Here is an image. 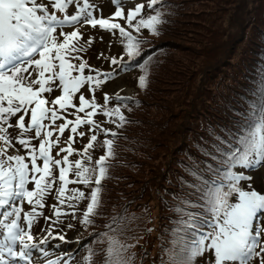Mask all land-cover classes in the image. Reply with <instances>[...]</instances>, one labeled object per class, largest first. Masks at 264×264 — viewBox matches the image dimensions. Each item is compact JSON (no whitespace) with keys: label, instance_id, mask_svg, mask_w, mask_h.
Here are the masks:
<instances>
[{"label":"snow or ice","instance_id":"1","mask_svg":"<svg viewBox=\"0 0 264 264\" xmlns=\"http://www.w3.org/2000/svg\"><path fill=\"white\" fill-rule=\"evenodd\" d=\"M112 2L115 9L105 18L96 0H0V264H41V258L43 264H70L71 254L49 257L59 248L54 241L72 240L54 233L51 225L33 235L39 218H51L44 214L46 205L59 221L67 214L59 205L69 202L75 218V205L70 202L87 199L80 224L86 229L95 222L93 217L101 205V180L107 175L106 158L114 155L113 141H104L106 153L95 161V167L81 159L69 161L76 151L71 144L78 129L89 125L93 134L84 155L91 161L87 148L97 139L94 129L100 128L94 117L98 113L115 117L111 122L118 120L119 126L126 122L121 107H127L123 102L130 97L115 93L117 104L109 108L112 97L105 91L103 104H99L95 93L133 67L143 70L139 84L147 86L149 54L141 45L148 41L129 29L139 32L147 28L158 35V25L164 22L158 10L142 17L143 3L126 10L122 0ZM157 3L148 0V8ZM117 20L126 21L127 27ZM85 26L118 30L123 37V55L105 57L115 66L111 71L93 68L81 55L94 39L89 36L81 43ZM247 103L248 109L237 112L235 124L224 129L225 135L216 136L213 150L205 153L210 162H205L203 170L191 171L195 182L188 186L196 199H185L186 207L177 208L183 216L177 222L180 227L173 229V247L165 249L169 264H195L205 254L207 264H264V189L253 187V175L249 174L264 168V76L257 98ZM66 130L71 133L65 140L67 146L59 148L56 155L66 154L57 159L52 149L58 147ZM102 130L116 135L111 129ZM78 134L85 135L83 131ZM237 167L244 171H236ZM73 168L76 179L70 180ZM70 183L93 186L86 196L78 188L69 190ZM69 191L71 196L66 195ZM53 196L57 203L48 204ZM112 220L117 223L116 217ZM98 235L108 241L103 264H133L136 253H127L134 244H125L107 232ZM94 255L89 246L86 264H92Z\"/></svg>","mask_w":264,"mask_h":264},{"label":"trees","instance_id":"2","mask_svg":"<svg viewBox=\"0 0 264 264\" xmlns=\"http://www.w3.org/2000/svg\"><path fill=\"white\" fill-rule=\"evenodd\" d=\"M162 2L163 10L170 9L173 13L162 17L164 22L158 26L162 44L158 43L159 39L147 37L152 34L150 31L144 32L147 39H141L148 41L141 47L157 59L161 84L149 86L139 114L135 113L119 126L113 139L114 155L106 161L107 175L103 180L115 193L127 186H136L134 196L141 203L145 199H157L156 193L161 190L170 196L175 179L189 184V176L195 182L191 171L203 170L205 162H210L211 158L205 153L213 150L216 136L225 135L224 129L235 124L237 112L248 109L247 101L257 98L264 76V0ZM169 91H175L179 97L170 106L165 104ZM166 111H178L168 118L171 132H181L182 145L175 151L181 152L182 160L177 153L168 155L167 148L159 149L165 143ZM178 116L180 124L171 123L176 120L173 117ZM189 136L192 137L190 142ZM136 156L143 159L133 172H124L131 165L130 159ZM191 157H195L196 165L192 164ZM150 159L155 160L159 171L156 167L145 169ZM179 163L187 171L186 175L175 167ZM128 179L129 183L125 181ZM194 198L191 195L190 199ZM173 199L180 201L177 196ZM129 210L137 215L134 207ZM116 224L118 222L113 225ZM123 236L126 238L127 233ZM106 248L103 246L102 250ZM139 255L136 253L134 262Z\"/></svg>","mask_w":264,"mask_h":264},{"label":"rangeland","instance_id":"3","mask_svg":"<svg viewBox=\"0 0 264 264\" xmlns=\"http://www.w3.org/2000/svg\"><path fill=\"white\" fill-rule=\"evenodd\" d=\"M141 1H145V0H126V1L122 0V5L127 10L129 7ZM203 1L205 0H200L201 3ZM96 3L100 9V12L105 18L111 17L115 9V4L112 2V0H96ZM160 13L162 17L173 15L170 9L165 11H160ZM117 22H119L120 24L126 23V21L124 20H117ZM158 26L161 27V24ZM85 27L86 30L82 29V31L84 32L82 43L89 36L94 38L92 44L90 46H87V54L89 55L93 63H95L94 65L95 67L107 69L109 66V62L107 59H105V57H113V55L116 56L122 53L124 48L122 44V39H119L117 35H115L116 33L115 34H112L110 32L105 33L101 31L99 28L92 29L90 26H85ZM147 37L153 40L159 39V36L154 34H147ZM162 42H163V38L161 37L158 40V43L162 44ZM101 53H103V55H100ZM130 74L131 73L120 75L113 81H110V83H105L102 86V88L95 93L97 103L102 102V95L105 91L109 93L110 97L112 98H114L115 93L125 94L127 96H131L134 98L137 92V87L140 86L139 76L143 74V70L139 68L138 71L136 70L133 74L131 75ZM159 74L160 71H159L157 59L155 58V56L149 57L147 63V84H150V87L151 86L157 87L158 85L161 84ZM125 88H127L128 90H125ZM87 95L88 94H86V96ZM177 98L179 97L175 91H169V93L167 94V101L165 104L169 106L171 104H175ZM127 107H128V112H130L129 111L130 108L128 105ZM175 112L178 111H172L171 113H168L167 111L165 112V116L168 119V124L166 126L164 133L165 143L161 145L159 149L167 148V154L170 152L168 155H171L172 152L173 154L177 153V157L182 160L184 159V156L181 154V152L175 151L176 147L179 148L182 145L181 132H176V133H173L175 131L171 132V128H170L171 124L169 123V118H168L170 114H173ZM173 119L176 120L174 121L172 120L171 123L174 122L176 124H180L179 116L173 117ZM187 140L190 142L192 140V137L189 136ZM167 154H165V156ZM194 158L195 157H191L192 164L196 165V161L193 160ZM142 159L143 158H138L137 156L131 158L130 159L131 165L125 168L124 172L127 173V170L133 172L134 168L137 167V164H139V162ZM132 160L135 161L136 163H133ZM155 163L156 162L154 159H150V164H148L147 168L145 169L151 170V168L156 167ZM175 167L179 168L180 172L186 175L187 171L180 163L175 165ZM156 168L159 171V168L158 167ZM145 173L147 172H144V174ZM249 174L253 175L252 186L257 188L258 190L264 189V168L258 169L255 172ZM69 179L75 180L76 178L70 175L69 173ZM143 179L145 180L146 177H143ZM188 179L190 183H193L189 176ZM125 181L129 183L130 180L128 179ZM182 182L183 181L181 179L179 181L175 179V181L171 184L173 185L174 190L170 196H167V193L164 190H161L156 193L157 199H153L152 201H147L145 199L143 203L140 202V199L134 196L135 192L133 190L134 188H136V186L134 185L127 186L120 191L118 190L116 193L113 191L111 192L106 185L103 186L102 192L104 195L115 193L112 199L115 200V198H117L119 200L118 203L115 200L116 204L113 205L114 210L112 217L117 212L127 211L129 208L134 207L135 210H137V215H135L136 221L134 220V218L132 219L133 221H130V225H129L130 240L127 243V244L135 245L134 248L129 249L127 255H131L133 252L134 253L139 252L140 254L139 257H137L138 260L136 262L143 264H169L168 254L165 251V249H169L173 247L172 241L175 238L173 235V229L180 227V225L177 222L183 216L181 215L180 212L177 211V208L182 207L184 205L183 201L185 199H190L191 193L194 191L192 188L188 186L190 183L183 184ZM165 185H168V182H166ZM75 186L82 188V185H80L79 183H70L67 187L70 190L75 188ZM70 193L71 191L67 192L66 195ZM174 196H177L180 199L178 203L173 199ZM53 197L49 198L48 204L53 203ZM195 199L196 198H194L193 200ZM44 213L45 216H50L51 209L48 206H46ZM40 222L41 221L39 219L36 223L39 225ZM40 226H42V223L40 224ZM149 229H151V231H149ZM78 234L79 232H74L72 233V235L68 237L67 240L70 239L73 241V244L71 246L70 243L63 244V246L67 247V250L70 249L72 251L78 245V242H76V236ZM177 235H179V233H177ZM105 246H107V243L105 244ZM93 251L96 253V255H94L93 257L94 264H103L105 255H102V248L99 247V249H95ZM142 252H143L142 254L143 257H141ZM206 256L207 254L205 255V257ZM203 264H207L206 259Z\"/></svg>","mask_w":264,"mask_h":264}]
</instances>
